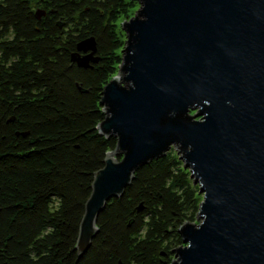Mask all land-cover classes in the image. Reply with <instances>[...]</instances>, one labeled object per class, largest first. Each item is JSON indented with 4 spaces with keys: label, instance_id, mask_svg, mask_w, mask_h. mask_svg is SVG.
Segmentation results:
<instances>
[{
    "label": "trees",
    "instance_id": "16d2710c",
    "mask_svg": "<svg viewBox=\"0 0 264 264\" xmlns=\"http://www.w3.org/2000/svg\"><path fill=\"white\" fill-rule=\"evenodd\" d=\"M132 0H0V264H168L197 189L172 150L137 168L75 243L93 173L115 139L100 135L103 86ZM92 40L85 67L73 57ZM116 161L119 158H114Z\"/></svg>",
    "mask_w": 264,
    "mask_h": 264
},
{
    "label": "water",
    "instance_id": "95a60500",
    "mask_svg": "<svg viewBox=\"0 0 264 264\" xmlns=\"http://www.w3.org/2000/svg\"><path fill=\"white\" fill-rule=\"evenodd\" d=\"M134 1L99 102L115 148L93 173L76 257L105 203L173 147L201 201L168 264H264V0ZM77 50L85 67L92 40Z\"/></svg>",
    "mask_w": 264,
    "mask_h": 264
},
{
    "label": "rangeland",
    "instance_id": "374dc122",
    "mask_svg": "<svg viewBox=\"0 0 264 264\" xmlns=\"http://www.w3.org/2000/svg\"><path fill=\"white\" fill-rule=\"evenodd\" d=\"M132 2L134 3V8L132 9V10H130V12H129V14H128V17L127 18H123V19H120L119 20V22H118V24H117V31L120 33V35H121V39H122V42H123V44H124V41H125V33H124V31L121 29V27H120V24H122L125 20H128L130 17H132L133 15H134V13H135V11L138 9V5H137V3L134 1V0H132ZM123 48V47H122ZM119 56L121 57V54L119 53ZM116 69H118V66H117V68ZM115 77L117 76V77H119V74L117 73V71H116V73H115V75H114ZM113 76V77H114ZM195 112L194 111H190L189 112V115H193ZM198 118H195V120H197ZM169 150H172V151H174L175 152V150H174V148L173 147H171ZM176 156H177V154H176ZM192 184V183H191ZM193 185V184H192ZM194 186V185H193ZM196 187V186H195ZM197 189V188H196ZM197 197H198V199H199V202L201 201V195L199 194H197ZM196 221H197V219H196V213H194V218H193V220L191 221V222H194V223H196ZM171 259H173V255L171 256Z\"/></svg>",
    "mask_w": 264,
    "mask_h": 264
}]
</instances>
